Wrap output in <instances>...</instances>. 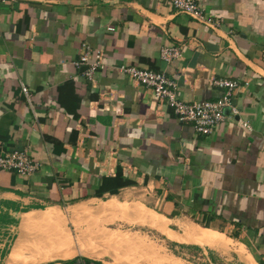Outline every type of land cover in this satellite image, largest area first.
Returning <instances> with one entry per match:
<instances>
[{
	"label": "crops",
	"instance_id": "1",
	"mask_svg": "<svg viewBox=\"0 0 264 264\" xmlns=\"http://www.w3.org/2000/svg\"><path fill=\"white\" fill-rule=\"evenodd\" d=\"M196 1L219 26L163 0H0V154L26 149L39 164L27 177L0 172V264H21L11 257L21 235L31 244L91 214L157 230L166 264L181 255L192 264H264V0ZM83 44L102 54L96 83L76 64ZM168 44L182 48L172 63L161 57ZM126 64L166 72L187 102L219 98L216 78L237 80L240 113L198 134L124 74ZM48 210L64 218H47ZM86 246L87 256L25 264L138 256Z\"/></svg>",
	"mask_w": 264,
	"mask_h": 264
},
{
	"label": "built area",
	"instance_id": "2",
	"mask_svg": "<svg viewBox=\"0 0 264 264\" xmlns=\"http://www.w3.org/2000/svg\"><path fill=\"white\" fill-rule=\"evenodd\" d=\"M3 1L11 2L15 0ZM163 1L208 26L220 25L218 20L207 15L205 9L196 0ZM108 29L113 30L114 27H108ZM161 57L167 63H172L182 57V48L175 44L165 45L161 49ZM76 64L87 67L85 75L93 83H96L98 74L104 68L101 52L93 50L88 44H83L80 58ZM122 71L136 82L150 88L156 99L167 106L178 121L193 125L198 134L211 135L229 117L240 113L239 108L233 104L234 93L240 85L237 80L216 78L212 80L214 85L224 89L219 98L187 102L179 97L177 80L168 76L164 71L141 68L133 64L123 65ZM20 86L23 99L31 108L35 120L38 121L39 112L34 104L31 89L23 81H21ZM226 109H229V113H226ZM242 124L248 126L246 122ZM38 168L39 164L29 150L0 154V172L12 170L23 177H27L36 172Z\"/></svg>",
	"mask_w": 264,
	"mask_h": 264
},
{
	"label": "rangeland",
	"instance_id": "3",
	"mask_svg": "<svg viewBox=\"0 0 264 264\" xmlns=\"http://www.w3.org/2000/svg\"><path fill=\"white\" fill-rule=\"evenodd\" d=\"M227 110L229 113V109H226V113ZM79 208L80 207H78L77 210ZM44 216L50 219L60 218V217L64 218L63 216H60V214L56 212V210H48L44 213ZM26 217H25L26 221L35 218V216L32 214H29ZM84 217L81 219L82 221L81 223L77 222L78 224H75L74 221H70L69 223V228L72 231L74 237L77 239L79 235H81V232L79 234L78 228L83 226L81 229L84 232L83 233L84 236L82 235L80 237L83 238L82 240H84V238L86 239L83 241L81 246L84 249H86L87 247L85 245L88 246L91 245L92 252L99 253V251H101L102 254H105V252L107 253L112 252L113 254H118V255H122L125 253H132V250H135L136 252L135 251L133 252L136 253V255L138 256L129 259L131 261L128 260L126 261V259L120 261L117 258L115 260L117 262H121L122 264H166V252L164 251L166 248V239H164L161 236V234L158 233L157 230H154L153 228H149L147 226L140 224L130 225L117 219H114L113 221L104 222L102 216L99 215L95 216L91 214L90 216H84ZM25 219L23 222H26ZM64 224H66V222ZM51 233L52 231H46L44 235L49 236ZM143 235L145 236L143 237ZM136 236H139L138 237L139 245L137 247L135 246L132 247L130 245H133L135 243ZM91 237L92 239H90ZM199 241L203 243V241L201 240ZM75 245H76L75 246L76 249H80L79 248L80 244L78 242H76ZM169 250L172 253H175L173 248H169ZM86 251L88 250L86 249ZM175 251L178 252L177 249H175ZM79 255L87 256L86 253L85 254L79 253ZM151 255H154V257H152ZM106 257L109 256L107 255ZM189 257L190 256L186 257L181 255L182 260L179 259L180 263L172 262L171 264H192L191 261L189 260L190 259Z\"/></svg>",
	"mask_w": 264,
	"mask_h": 264
},
{
	"label": "bare ground",
	"instance_id": "4",
	"mask_svg": "<svg viewBox=\"0 0 264 264\" xmlns=\"http://www.w3.org/2000/svg\"><path fill=\"white\" fill-rule=\"evenodd\" d=\"M154 220H155L157 225H159V226L163 225V223L161 222V220L159 218L155 217L153 219V221ZM25 221H26V219H25ZM82 227L78 228L79 234L81 232V235H79L78 239L74 237L73 233L68 228H66L62 225L58 226L56 229H53L52 233L49 236L44 235L45 232L42 234V236H38V235L35 236V239H34V241H31V244L26 243V241H25L26 239H24V237L21 235L22 239L19 238L16 241V243L13 247V250H12L13 252H12L11 257L15 260H19V262L21 264H25V263H30V262H34V261H40V260L42 261L46 258H50V257L52 258L55 256H58V257L74 256L75 254L80 253L81 251H85L86 253H88V251H86V249L81 247L83 241L86 240L85 238H84V240H82L83 238L80 237L84 233L83 230L81 229ZM87 230H88V228H87ZM26 234H28V233H26ZM28 236H29V234H28ZM28 236H27V238H28ZM25 238H26V236H25ZM90 239H92V237ZM208 241L212 243V241H214V237L209 238ZM76 242H78L80 244V247H79L80 249L75 248ZM22 249H28V250L34 249L37 254L32 257L33 254L31 253L29 258H23L22 259L20 257ZM23 254L21 256H23ZM14 262L17 264L16 261H14Z\"/></svg>",
	"mask_w": 264,
	"mask_h": 264
}]
</instances>
